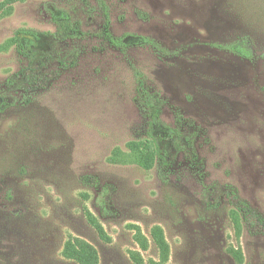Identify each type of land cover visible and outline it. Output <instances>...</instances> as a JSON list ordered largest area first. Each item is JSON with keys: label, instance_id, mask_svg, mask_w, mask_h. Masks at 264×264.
Returning <instances> with one entry per match:
<instances>
[{"label": "rangeland", "instance_id": "rangeland-1", "mask_svg": "<svg viewBox=\"0 0 264 264\" xmlns=\"http://www.w3.org/2000/svg\"><path fill=\"white\" fill-rule=\"evenodd\" d=\"M106 3L113 36L150 38L170 54L104 41L99 0H0V264H77L62 254L70 236L94 245L99 264H135V253L160 261L156 227L169 245L164 264H264V234L239 230L219 191L215 208L205 193L232 185L264 216V0ZM58 12L86 37L59 47L49 36ZM22 29L45 35L44 49L64 48L68 63L43 69L44 84L29 93L8 85L29 65L12 43ZM242 36L253 60L214 46ZM134 68L162 96L163 121L181 117L196 134L203 176L183 156L170 172L148 167L131 146L145 142L147 122Z\"/></svg>", "mask_w": 264, "mask_h": 264}, {"label": "trees", "instance_id": "trees-1", "mask_svg": "<svg viewBox=\"0 0 264 264\" xmlns=\"http://www.w3.org/2000/svg\"><path fill=\"white\" fill-rule=\"evenodd\" d=\"M100 7L102 8L105 24L102 30V38L110 45L118 48L120 51L125 52L126 49L132 46H149L155 54L164 57L169 53L160 43L150 38L139 37L136 40L130 37L122 36L115 37L111 33V21L109 16V9L106 0H99ZM54 22L57 25V31L49 36L55 40L60 47L62 44L81 40L86 37V34L81 31L77 23L72 22L67 15L63 13L54 14ZM45 35H41L34 31L22 29L18 31L12 39L16 52L25 58L29 65L28 68L19 72L15 79L9 81L10 89L15 88L14 91L30 92L42 84L46 80V76H42V70L47 68L53 62L58 61L63 67H68L66 61V52L63 49L57 51L55 47L44 49L40 43ZM214 46L223 49L239 58L244 60H253L254 52L251 42L248 37L242 36L225 45L214 44ZM76 56L72 50L69 53ZM134 77L136 81V104L140 111L147 119L145 128V142L140 144H131L132 147L137 148L140 154V159L145 160L146 166H152L154 162L166 172L174 167L178 157L183 156L189 166L195 169L203 176V160L200 159L196 148V134L188 133L182 129L180 119L175 126L165 123L162 119V112L165 102L159 93L152 92L146 83L143 73L134 68ZM4 104V103H3ZM219 191L220 197H224L233 210V220L239 230L243 226L254 235L264 234V216L249 202L243 199L237 188L232 185H227L218 190L216 187H205L207 196V206L215 208L220 205V200L216 199L214 195ZM107 189L102 190L100 196L99 206L104 208L105 197ZM88 223L95 229L99 237L104 242H110L111 238L105 231L103 225L89 211L86 212ZM151 237L154 245L156 246L160 261L149 260L147 263L142 259L138 253L133 254V262L135 264H164L169 257V245L165 239L164 233L161 228L156 227L152 230ZM143 250H147L148 245L146 241H140ZM66 259L72 260L77 264H99L100 255L94 245L86 240L70 236L66 241L63 252ZM235 259L239 262L242 260L240 253H235Z\"/></svg>", "mask_w": 264, "mask_h": 264}]
</instances>
